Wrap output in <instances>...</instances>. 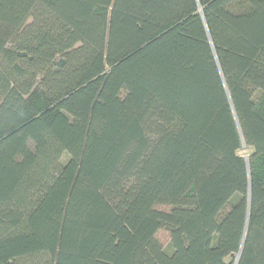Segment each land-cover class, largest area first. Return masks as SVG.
I'll return each mask as SVG.
<instances>
[{
    "label": "trees",
    "instance_id": "trees-1",
    "mask_svg": "<svg viewBox=\"0 0 264 264\" xmlns=\"http://www.w3.org/2000/svg\"><path fill=\"white\" fill-rule=\"evenodd\" d=\"M0 264H264V0H0Z\"/></svg>",
    "mask_w": 264,
    "mask_h": 264
},
{
    "label": "rangeland",
    "instance_id": "rangeland-1",
    "mask_svg": "<svg viewBox=\"0 0 264 264\" xmlns=\"http://www.w3.org/2000/svg\"><path fill=\"white\" fill-rule=\"evenodd\" d=\"M246 150L244 149V148H242L241 150H240V153L242 154V155H244V156H247L246 155ZM158 238L161 240V242L164 244V246H165V248H166V250H169V244H168V236H167V233L165 232V231H159L158 232Z\"/></svg>",
    "mask_w": 264,
    "mask_h": 264
},
{
    "label": "water",
    "instance_id": "water-1",
    "mask_svg": "<svg viewBox=\"0 0 264 264\" xmlns=\"http://www.w3.org/2000/svg\"><path fill=\"white\" fill-rule=\"evenodd\" d=\"M238 256H239V254H238ZM238 256H237V257H238Z\"/></svg>",
    "mask_w": 264,
    "mask_h": 264
}]
</instances>
